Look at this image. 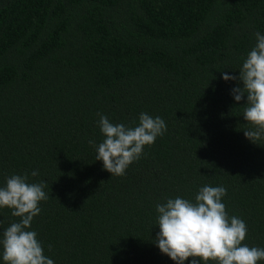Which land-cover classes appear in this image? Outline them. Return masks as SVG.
Here are the masks:
<instances>
[{
    "label": "trees",
    "instance_id": "trees-1",
    "mask_svg": "<svg viewBox=\"0 0 264 264\" xmlns=\"http://www.w3.org/2000/svg\"><path fill=\"white\" fill-rule=\"evenodd\" d=\"M257 32L264 0H0V187L46 183L29 230L54 264H174L155 244L156 205L195 202L205 185L226 189L242 244L264 248V138H245L242 84L222 79ZM98 113L128 127L147 113L166 130L112 175L95 159Z\"/></svg>",
    "mask_w": 264,
    "mask_h": 264
},
{
    "label": "clouds",
    "instance_id": "clouds-1",
    "mask_svg": "<svg viewBox=\"0 0 264 264\" xmlns=\"http://www.w3.org/2000/svg\"><path fill=\"white\" fill-rule=\"evenodd\" d=\"M256 45L244 60L239 76L222 72L224 81L241 82L231 90L234 100L239 103L247 97L243 118L254 126V130L244 131L249 141L264 138V35L256 33ZM98 125L105 137L96 147V160L102 161L104 170L112 175H123L126 168L138 160L146 145L155 142L166 130L164 120L141 113L139 124L128 127L113 124L108 117L99 114ZM38 171L31 175L37 176ZM46 183H29L28 175H12L0 187V208H8L11 215L18 218L3 233L0 239L2 258L6 264H54L44 254L37 233L30 226L38 216L41 201L49 199L44 190ZM226 195L224 187L205 185L195 196V202L182 197L169 198L166 203L157 204V226L159 232L155 244L160 252L174 264H257L264 260V248L243 245L247 228L243 220L236 216L229 218L222 203ZM198 258V259H197Z\"/></svg>",
    "mask_w": 264,
    "mask_h": 264
}]
</instances>
